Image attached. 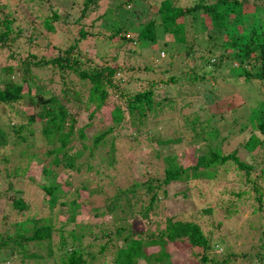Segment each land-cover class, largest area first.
<instances>
[{"label": "trees", "instance_id": "16d2710c", "mask_svg": "<svg viewBox=\"0 0 264 264\" xmlns=\"http://www.w3.org/2000/svg\"><path fill=\"white\" fill-rule=\"evenodd\" d=\"M35 1L6 0L4 4H0L1 13L5 14V18L0 21V50H5L8 46L9 49L15 51H11L10 58L17 59L19 55L20 58L22 57L21 60L17 62L14 60L15 62L0 68V188L7 178L24 177L26 173L31 181L37 182L35 181L36 176L29 170L33 163L40 165L39 162H32L36 161L33 159H37L34 155L29 157L30 163L26 167H15L10 170L5 166L10 161L9 143H13L15 146L27 144L29 141H33L36 132L39 131L46 144L52 145V149L46 152V155L54 154L53 162L56 165L62 163L65 167L74 168L77 159L82 156L85 149L93 146L91 151H95L99 144H105L106 134L112 131L110 125L108 131L94 135L92 146L83 144V150H76L71 153L74 148L72 142L75 138L76 119L71 118L65 101L59 96L51 94V88H48L40 77L41 70H58L62 76L76 75L83 87H89L86 106H93V113L101 112L103 108L109 107L111 108L109 119L112 124L119 125L128 119L137 134L145 133L146 135L153 132V130H149L148 124H152L158 118L161 121L160 116L164 111L173 112L170 99L166 97L161 100L155 99V88L159 86L177 84L182 78L189 82L203 79L204 76H199L200 71H205L210 66L220 67L224 61L223 59L232 60L237 65L232 70L231 76L238 79L243 78L246 81L252 78L264 81V0H197L194 6L186 8L180 6L179 0H175L177 5L173 7L167 5V2L164 1L158 10L161 20L160 25L164 33L168 32L170 36H175L176 39V43L164 46L166 51H170L172 44H174L173 48L178 50V53H182L181 55L184 58L196 60L194 54H197L198 51L196 53L195 47L199 45L207 50L212 58L216 59V63L213 65L210 57L197 60V63L190 67L188 72L181 73L180 76H171L166 82L163 80L164 71L159 73L154 68L156 65L155 60H148L154 59L157 52H159L156 18H151L141 30L136 32L137 36L135 38L133 34L131 36L130 33H127L126 27L120 25L117 20L114 22L113 28H107V31L103 28L99 31H95L93 28L90 31L88 30L85 24L94 19L99 0H84L83 5H78L77 0H69V2L67 0H41L39 4H34ZM51 1L58 4L57 8L52 6ZM141 2L147 3L148 0H122L119 9L127 12V7L135 6L138 3L142 4ZM32 3L35 6L38 5L39 17H31L33 12L28 9L35 7ZM76 6L78 8L75 10L74 7ZM45 8L48 9L45 10ZM18 9H22L34 24L33 27L29 26L30 42H36L38 38H42L46 41L47 48L50 46L53 48L49 39L57 35L55 23L60 21L67 23L68 19L72 21L73 25L80 24V38L75 39L74 44L67 49H59L50 58L49 56L38 57L36 54L30 53L33 48H30L28 52L22 50L18 42L19 38H17L22 31L13 24L17 19L15 11ZM98 18L93 20L92 27ZM188 22L191 23L192 35L187 34V31H189ZM37 24L42 25L41 30L37 29ZM14 32L15 36L11 37ZM97 33L107 35L106 39L109 40L117 37V39L125 40V42L132 41L136 47L135 49L141 48L137 51L142 60L149 61L145 64L143 70L150 75H159L160 77L159 80L153 79L147 82L143 89L139 88L133 94L125 96L126 108L114 103L107 106L111 91L119 89V82H117L121 80V78H117L121 70L119 66H99L91 62L93 67L90 68L89 62L86 63L85 61L89 59L82 58L81 54L74 55L73 53L75 48H79V43H87L91 39H96L98 37ZM203 33H205V37H200ZM221 34H224L225 40L220 47L229 54L226 56L217 54L214 49L215 44L209 46V40ZM2 42L4 44H1ZM31 44L30 46H33ZM145 46L146 48H144ZM15 49L21 50L16 51ZM247 65L253 68L252 72L246 69ZM16 75L18 79L15 80ZM120 96L124 98L123 93ZM82 97V90L79 89L78 93L75 94V98L80 101ZM219 109L215 107L209 109L205 105H201L198 112L194 111L191 116H186L183 118L184 120L176 122L180 133L178 137L174 138L175 140L171 138L157 139L156 136H151L152 139H157L159 145H181L185 143L191 146L195 143L199 144L201 141H206L207 144L204 152L198 154L196 160L188 165L180 162L176 155L162 156L156 151L148 160L151 166L160 160L163 161L156 172L151 174V171L146 168L148 172L146 179L132 183L130 187L121 189L107 200V211L114 214L115 219H118V211L124 213L119 218L121 220L116 221L120 223L116 229V236H119L122 240L121 246L116 247V243L112 238L115 232L113 235H109L107 231L102 229L100 233H96L94 231L96 226L92 227V225L69 228L70 225L75 223L72 218L78 213V209L84 203L89 202L88 200L93 195L101 191L92 190L85 184L75 191L77 198L80 200H67L65 198L71 216L69 220L60 223L58 228L61 241L57 248L60 254L55 264H100L101 257L107 256L108 253L113 256V264H138L140 260H144L146 264H174L171 255L167 252L169 243H178L186 251L182 253L187 256L188 249H196L195 255L199 257L198 264H233L235 257L244 259V262L240 264H264V102L254 107L248 116L259 134H249L242 144V147L252 155V162L244 160L239 155V150L225 152L223 144L227 137H222L217 124L212 123L217 118L215 114ZM40 127L41 129H38ZM245 129L246 126H242L240 131L243 132ZM189 131L193 133L190 141L184 138L183 135V133ZM157 133L154 135H160V132ZM77 137L86 140L88 136L84 131V127L78 129ZM212 142H214L213 145ZM113 144H115L114 140L109 146L113 152L108 157L109 164L114 161L115 150ZM230 171L233 172L229 173ZM97 172L100 173V171ZM222 174L223 176L230 174L226 177L227 184L234 183L231 175L244 176L242 183H236H239L241 187L245 186L243 184H250L257 193L254 199H257L258 204L254 205V210L250 212L253 223L248 221L250 226H246L247 231H252L251 244H248L251 240L245 237L242 238L243 233L237 227L229 228L227 235H225V232H221V222L215 225L211 233H207L193 220L174 221L172 218H168L164 230L146 237H139V239L134 237L130 224H122L129 220L125 214H129L130 218H133L135 213H141L147 219L149 212L156 208L162 202L161 199L167 195V186L190 182L191 180H214ZM41 175L45 180L42 187L48 197L47 202L53 207L61 196L66 194V191L61 184L50 179L52 171L47 167H41ZM13 184L10 182L9 186L14 189ZM67 184L70 185L71 182H67ZM226 187L231 188L232 186L227 185ZM235 191L232 188V193L236 195L238 200L245 199V191ZM17 192L21 193V190ZM12 205L14 209L19 211L29 209L27 201L16 194L13 196ZM63 205H65L64 202ZM208 211L211 210H205V212ZM26 220H22L23 223ZM37 223H35L31 235L18 233L21 241L14 242L13 246L17 245L18 247L16 250L11 251L8 248L7 240L0 236V264H11L18 258L17 253H22L23 259L43 258L44 256L41 254L26 252L28 245L31 246L32 242L43 243L41 248L45 249L48 258L58 257L53 245L55 233L53 224L42 222L39 226ZM15 224L16 226L19 225L17 222ZM241 229L244 230V227H241ZM258 230L260 231L257 232ZM256 233L260 236L258 242L254 244ZM88 235L92 236V240H87ZM106 237L107 241L103 240ZM234 237L240 248L254 247L250 251L244 252L246 250L244 249L240 251L243 253H236L237 245L234 242L224 245L227 238L234 239ZM101 240L103 242L98 244L97 241ZM96 244H98V248H96ZM154 246L159 247L160 251L150 252L147 250ZM93 247L97 249L95 252ZM219 247L223 249V252L226 251L225 253L222 252L223 258L221 260L212 257Z\"/></svg>", "mask_w": 264, "mask_h": 264}, {"label": "rangeland", "instance_id": "374dc122", "mask_svg": "<svg viewBox=\"0 0 264 264\" xmlns=\"http://www.w3.org/2000/svg\"><path fill=\"white\" fill-rule=\"evenodd\" d=\"M69 2V0H67ZM84 0H77L78 5H83ZM100 1V3H99ZM96 14L93 20L95 21L92 27V21L85 24L90 31L92 28L95 31L100 29L106 30L113 28L114 22L119 21L120 25H123L127 29V33L132 34L136 38L139 30L148 23L151 18H156L158 23V39L159 49L155 60V67L157 71L163 73V80H166L171 76H180L181 73L189 71L190 67H193L197 63V60H202L204 57H210L212 65L216 63V59L211 57L207 50H204L199 45H196L195 50L197 54H194L196 60L184 58L182 53H178L174 44L172 49L166 51L167 44L176 43L175 36H170L168 32H163L162 26L160 25V18L158 10L161 8L164 1L167 5L173 7L177 5L175 0H148L147 3L137 4L132 7H127V12L119 9V4L122 0H99ZM209 1V0H208ZM6 0H0V4H4ZM41 0H36L34 4H39ZM52 6L57 8L58 4L51 1ZM180 6L186 8L194 6L197 0H179ZM33 4V3H32ZM33 4V5H34ZM31 6V5H30ZM35 6V5H34ZM78 6L74 7L76 10ZM129 8V9H128ZM48 8H45V10ZM33 12V17H39L38 5L34 8H29ZM17 11V12H16ZM15 11L17 19L14 21V26H17L22 33L17 37L18 42L22 50L36 54L38 57L49 56L52 57L59 49H67L74 44L75 39L80 38L79 26L80 24L73 25L69 19L66 22L60 21L55 23L57 35L52 36L49 41L53 45L46 47V41L42 38H38L36 42H30V27L34 24L30 21V18L24 13L22 9ZM103 14V15H102ZM5 14L0 11V21L5 18ZM70 22V23H69ZM250 22V19H249ZM38 25V24H37ZM41 26V27H40ZM188 30L187 34L192 35L191 23H187ZM24 28V29H23ZM37 29H42V25H38ZM107 31V30H106ZM47 33V32H46ZM15 36V32L11 34V37ZM96 39H91L87 43H79V48H75L73 51L74 55L81 54L82 58L89 59L85 60L89 62V67L93 65L99 66H114L118 65L120 74L117 78H121L118 83L119 89L112 90L107 106L110 103L120 105L126 108L125 96L133 94L137 89H143L147 82L153 79L159 80V75H150L147 71L143 70L145 64L149 61L142 60L141 55L135 49V45L132 41L117 39V37L109 40L106 39L107 35L97 33ZM200 37H205V33L201 34ZM115 39V40H114ZM225 36L221 34L215 38L209 40L210 47L215 44L214 48L219 55H229L226 53L221 46L224 42ZM33 43V44H31ZM1 44H4L3 42ZM33 45V46H30ZM146 48V46L144 47ZM21 49H15L20 51ZM149 50V48H147ZM11 51L15 52L14 49L0 50V68L7 66L10 63L21 60L20 55L17 59L14 57L10 58ZM25 52V53H27ZM199 55V56H198ZM22 56V53H21ZM157 60H159L157 62ZM223 63L220 67L210 66L205 71H200L199 76H204L203 79L196 80L193 82L186 81L184 78L177 84L162 85L155 88V99L161 100L164 97L172 101L173 112L164 111L159 118L148 124L149 130L153 132L137 134L134 127L131 126V122L126 119L122 124L115 125L111 123L109 119V107H105L102 111L93 113L94 107L86 106L87 97L89 94V87H83L78 80L76 75L62 76L58 70L44 69L40 72V77L44 80V84L51 88V94L59 96L66 103V107L70 112L71 118L74 117L75 121V138L72 142L74 148L71 153L76 150H83V144L92 146L94 135L106 132L109 126H112V131L108 132L104 138L105 144L101 143L95 148V151H91L92 147L84 150L82 156L79 157L75 163L74 168L65 167L64 164L60 163L56 165L54 160V154L46 155V152L52 149V145L46 144L41 138L39 131L36 132L33 141H29L27 144H21L15 146L13 143H9V163L5 166L12 170L15 167H26L29 163V157L34 155L37 159H33L39 162L40 165L33 163L30 166V172L36 176L33 182L29 179L27 173L24 177H13V179L7 178L6 182L1 185L0 188V236H3L8 242V248L13 251L18 249L17 245L13 246L14 242H20L21 239L18 233L25 234L27 236L33 233L35 223L39 226L43 223L53 224L55 233L53 237L54 250L58 257H49L45 252V249L41 248L43 243H31L28 245L26 252L29 254H41L43 258L32 257L29 259H23L22 253H17V259L11 264H55L56 259L59 258V242L61 241L58 228L60 223L69 220L71 213L68 211L69 206L66 205L67 200H75L77 195L76 189H79L83 185H87L92 190L101 191L98 194L93 195L88 201L84 203L79 209L78 213L72 218L74 224L70 225L69 228L82 227L84 225H92L94 231L97 233L104 229L112 236L116 243V247L122 245V240L119 236H116V229L120 223L116 222L124 213L121 211L117 212L118 219H115V215L108 212L106 208L107 200L115 195L116 192L121 189H126L134 182H140L147 178L148 172L151 174L155 173L156 170L161 166L163 161L149 164V158L156 151L162 156L164 155H176L180 162L188 165L194 160L198 154H202L207 144L206 141H201L199 144H192L191 146L185 143L179 144H167L159 145L157 139H174L179 136V126L176 122L184 120L186 116H191L192 112H198L201 105H205L209 109L215 107L220 108L215 115L217 118L212 123H216L219 127V131L222 137H227L224 141L223 147L225 152H231L239 150V155L249 162L253 161L252 155L248 153L247 149L242 147L245 139L251 133H258L255 125L249 120L251 110L258 106L261 102H264V81L252 78L246 81L243 78H236L231 76L232 70L237 67L236 63L229 59H223ZM17 65V64H16ZM148 65V64H147ZM131 67H133L131 69ZM247 70L253 71L250 65H247ZM18 76H15V80ZM154 80V81H155ZM82 90V100L78 101L75 98V94ZM124 94V98H121L120 94ZM127 93V94H126ZM188 94V95H187ZM199 94V95H198ZM74 95V96H73ZM182 101V103H181ZM176 104V105H175ZM167 112V113H166ZM93 113V114H92ZM164 114V115H163ZM217 120V121H216ZM70 122V121H68ZM156 125L157 127H155ZM246 126V129L241 132L240 128ZM88 136L86 140L80 139L78 136V129L83 128ZM38 129H41L38 128ZM143 132V131H142ZM160 132V135H154ZM158 134V133H157ZM156 136L152 139L151 136ZM184 138L191 140L193 133L191 131L183 133ZM148 136V137H147ZM135 138V139H134ZM144 138V139H143ZM222 139V138H220ZM113 144L114 161L109 164L108 157L111 155L112 149L110 145ZM214 142H212V145ZM93 152V153H91ZM113 158V157H112ZM45 166L52 171L50 179L55 180L61 184L66 194L61 196L59 201L51 207L47 202V195L43 190L42 185L45 183L43 176L41 175V167ZM233 168V167H232ZM97 171H100L98 173ZM230 171L229 173H232ZM54 174V177H53ZM244 174V173H243ZM227 175H220L221 178H215L214 180H191L190 182L175 183L167 186V195L161 199V203L157 205L151 212L149 217L146 219L141 213H135L133 218H130L129 214H125L129 218L128 222L122 224H130V229L134 233V237H146L165 229L166 221L168 218H172L174 221L182 220L189 221L193 220L197 222L207 233H211L215 225L219 222L222 223L221 232H225L232 227H237L240 232L243 233L242 238L251 240L252 231H247L246 226H250L248 221L252 222V216L250 212L254 210L258 204L257 199L255 200L257 193L254 191L252 185H245L244 187L239 186V183L243 182L245 178L240 175H231L233 178L232 184H227ZM13 181V182H12ZM14 183V189L10 188L9 183ZM67 182H71L70 185ZM227 185L232 186L226 187ZM232 188L235 192L245 191V199L238 200L236 195L232 193ZM21 190L20 192H17ZM7 192V193H6ZM21 196L27 201L29 209L19 211L13 208V196ZM243 195V196H244ZM66 198V199H65ZM85 198V196H83ZM83 201V200H82ZM63 202L65 205H63ZM205 210H211L205 212ZM23 223L22 220H25ZM42 220V221H41ZM19 224L16 226V223ZM14 223V225H12ZM22 223V224H21ZM21 224V225H20ZM255 225V224H254ZM244 227V230L241 229ZM218 232H220L217 229ZM258 230L257 232H259ZM260 235L256 233L254 237V244L258 242ZM10 239H7V238ZM231 237V236H230ZM109 239V238H108ZM88 241L92 240V236L88 235ZM103 240L107 241V237ZM103 240L97 241L98 244L102 243ZM234 242L237 245L236 253L246 249V247L240 248L238 241L236 242L235 237L227 238L224 245H228ZM252 240L248 243L251 244ZM26 244V243H24ZM96 244V248H98ZM254 247V246H253ZM252 247V248H253ZM93 247L95 252L97 249ZM252 248H247L244 252L250 251ZM185 249V248H184ZM150 252H159V247H152L147 249ZM183 247L178 243H169L167 245V252L171 255V260L174 264H198L199 257L195 254L197 250L188 249V256L182 252ZM234 251V250H233ZM222 248H217L214 252L215 259L221 260ZM226 252V251H225ZM223 252V253H225ZM185 256V258H183ZM112 257L109 253L107 256H102L100 264H113ZM47 258V259H46ZM244 262L242 257H235L233 264H240ZM138 264H146L144 260H140Z\"/></svg>", "mask_w": 264, "mask_h": 264}, {"label": "bare ground", "instance_id": "6f19581e", "mask_svg": "<svg viewBox=\"0 0 264 264\" xmlns=\"http://www.w3.org/2000/svg\"><path fill=\"white\" fill-rule=\"evenodd\" d=\"M225 4H227V3H225ZM229 4V3H228ZM221 8V7H220ZM224 8V7H223ZM231 10V9H230ZM222 12V11H221ZM229 12V11H228ZM188 95V94H187ZM199 95V94H198ZM181 103H182V101H181ZM183 104V103H182ZM176 105V104H175ZM175 140V139H174Z\"/></svg>", "mask_w": 264, "mask_h": 264}]
</instances>
